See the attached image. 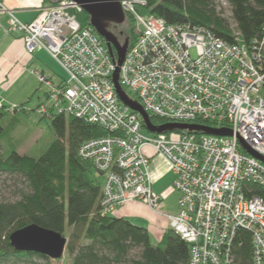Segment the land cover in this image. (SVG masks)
<instances>
[{
  "label": "built area",
  "instance_id": "2783aa9c",
  "mask_svg": "<svg viewBox=\"0 0 264 264\" xmlns=\"http://www.w3.org/2000/svg\"><path fill=\"white\" fill-rule=\"evenodd\" d=\"M220 1L231 8L228 0ZM119 2L133 14L137 34L119 76L128 96L168 124L233 135L150 133L142 117L120 100L113 81L116 63L96 29L82 26L81 5L60 0L43 6L26 24L0 0L26 51L50 52L68 75L59 84L41 77L48 86L42 114L74 116L110 134L79 149L104 178L103 217L135 201L161 213L163 196L153 190L150 169L159 157L175 175L178 213L166 216L190 246L189 264H238L234 249L241 231L252 237L253 264H264V199L255 194L256 185L264 187V162L241 145L242 139L264 157V26L262 36L248 42L236 25L230 42L205 27L144 16L136 7L147 8L145 0ZM5 108L1 99L0 110Z\"/></svg>",
  "mask_w": 264,
  "mask_h": 264
},
{
  "label": "trees",
  "instance_id": "16d2710c",
  "mask_svg": "<svg viewBox=\"0 0 264 264\" xmlns=\"http://www.w3.org/2000/svg\"><path fill=\"white\" fill-rule=\"evenodd\" d=\"M145 1L150 15L170 25L205 27L219 38L233 41L230 25L217 11L216 0ZM59 2L43 0L45 5ZM228 2L244 40L260 38L264 26V0ZM79 18L83 27L91 25L87 12ZM127 23V40L131 47L137 34L132 18H127ZM119 39L123 42L122 36ZM6 114V109L0 110V138L4 130L1 122ZM66 116L58 114L49 120L57 138L42 156H21L17 146L0 152V175L17 174L27 187L20 192L18 201L0 199V262L29 264L34 260H51L37 253L17 251L9 240L14 231L36 224L68 236L70 264H189L190 246L173 228L166 230L155 243L147 228L130 219L101 215L103 176L91 162L79 156V149L90 139L110 134L97 124L74 116L67 120ZM151 121L156 126L169 122L154 115ZM255 194L264 199V187L256 185ZM133 251H137L135 257H132ZM234 255L238 264H253L249 232L239 233ZM60 260L62 258L56 261Z\"/></svg>",
  "mask_w": 264,
  "mask_h": 264
},
{
  "label": "rangeland",
  "instance_id": "374dc122",
  "mask_svg": "<svg viewBox=\"0 0 264 264\" xmlns=\"http://www.w3.org/2000/svg\"><path fill=\"white\" fill-rule=\"evenodd\" d=\"M216 4H217V11L228 21L230 28L231 29L235 28L236 24L232 17L231 8L223 5L220 0H216ZM136 9L144 16H148L151 14L150 10L146 7L137 6ZM123 11L125 13V22L121 25L112 24V26L115 27H111L110 29L111 32L118 37V39L119 36L123 37V42L120 41L122 44L125 43V41L127 40V32L129 28V24L127 23V18L131 19L133 17L132 16L133 14L125 10ZM0 13L9 15V13L3 11L1 7H0ZM132 20L134 24L135 18L133 17ZM9 31L13 32L10 27V15H9ZM48 53L50 54V52ZM50 55L48 56V61L52 63V67L55 73H57V75L61 79H67L68 75L66 71L59 65L58 61L52 55L51 56ZM32 74L37 76L41 85H45V83L41 82L40 79L41 77H46V76L36 71L32 72ZM40 96H34L32 100H30V98H27V100L25 101L26 104L23 105L8 104L2 97H0V100L1 99L4 100L6 105L5 109L6 111H8V114H6V116L3 118L1 122V125L4 129L3 135L0 138L1 153L9 151L10 145L12 147L22 145L23 148L26 147V149H28L33 142L32 137H30V135L31 133H35V129L37 128V126L38 127L40 126V129L38 130V134H37L38 140L34 144V146L33 147L31 146V148L29 149L30 156L36 158L42 156L48 150L51 144L56 140L57 136L55 135V132L52 129L49 121L51 118H47L48 116L46 115L44 116L42 114L41 112L42 104L36 107ZM15 115H17L18 117L14 118ZM66 118L68 120L69 115H67ZM153 161L155 164H158L157 174L154 175L153 173V178H154L153 190L157 194L163 196V201L161 202L160 205L161 213L160 214L156 213L146 204L139 207L137 206L130 207V204L128 203L123 206L117 207L116 210L111 214V216L119 218L118 214H115V212L117 211H123L125 214L134 213V215L136 214L141 218L132 219V221H134L133 223L141 227L147 228L153 240H159L162 238L165 231L171 227L170 220L166 215L168 214L175 215L178 213L179 193L173 186L175 175L170 170L168 163L162 159L161 160L155 159ZM102 181H104V178H102ZM26 188L27 187L25 183L23 182V180L19 175L9 174V173H2L0 175L1 201L15 202L20 200L21 198L20 192L26 191ZM135 202H138L139 205L144 204L141 201H135ZM136 215L134 217H137ZM136 255H137V251H133L132 257H135ZM0 264H24V263L0 262ZM29 264H70V256L67 254V247H66L64 256L60 261H56L52 259L34 260L33 263H29Z\"/></svg>",
  "mask_w": 264,
  "mask_h": 264
},
{
  "label": "water",
  "instance_id": "95a60500",
  "mask_svg": "<svg viewBox=\"0 0 264 264\" xmlns=\"http://www.w3.org/2000/svg\"><path fill=\"white\" fill-rule=\"evenodd\" d=\"M81 5L85 12L90 15V24L104 39L108 51L116 63V71L113 76L116 92L120 100L131 110L138 113L144 122L146 130L153 134H165L177 130H189L202 132L208 135L232 136L229 130H214L208 127H200L189 124H165L156 126L152 123L150 115L135 100L130 98L119 82L121 66L125 61L129 49V40L121 43L116 35L110 30V25H121L125 22V13L121 8L119 0H72ZM114 49L116 52H114ZM241 145L254 157L264 162V157L258 154L241 139ZM9 240L17 251L33 252L49 257L52 260L63 258L68 238L61 233L38 226L36 224L14 231Z\"/></svg>",
  "mask_w": 264,
  "mask_h": 264
},
{
  "label": "crops",
  "instance_id": "0c3cea01",
  "mask_svg": "<svg viewBox=\"0 0 264 264\" xmlns=\"http://www.w3.org/2000/svg\"><path fill=\"white\" fill-rule=\"evenodd\" d=\"M3 4L7 9L13 10L19 20L26 24L33 22L38 16L40 9L46 6L43 4V0H3ZM49 55L45 50H38L34 54H29L25 49L22 34L9 31V15L0 13V97L8 104L23 105L26 104L27 98L32 100L34 96L40 95L36 107L45 103L48 88L46 85H41L37 76L32 74V72L36 71L43 74L54 84H59L63 80L55 73L52 63L48 61ZM17 117V115L14 116V118ZM36 129L35 133L30 135L33 141L32 147L38 140L37 134L40 126H37ZM31 146L28 149L26 147L23 148L22 145L17 146L18 154L21 156L29 155ZM9 148L10 151L14 147L10 145ZM155 159L161 160L159 157H155L153 160ZM153 160L150 164V169L152 174L154 173L155 175L158 171V164H155ZM129 204L130 207L145 205L141 203L139 205L138 202ZM115 214H118L119 218H127L131 221L134 218H141L136 214L137 217H134V213L125 214L123 211H117ZM160 240L154 241L158 243Z\"/></svg>",
  "mask_w": 264,
  "mask_h": 264
}]
</instances>
